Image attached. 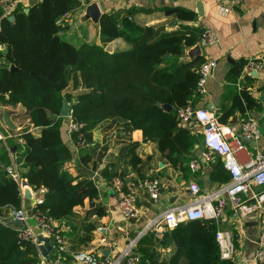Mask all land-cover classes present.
Returning <instances> with one entry per match:
<instances>
[{
	"label": "trees",
	"instance_id": "16d2710c",
	"mask_svg": "<svg viewBox=\"0 0 264 264\" xmlns=\"http://www.w3.org/2000/svg\"><path fill=\"white\" fill-rule=\"evenodd\" d=\"M80 4L79 0H36L27 6V11L16 4L9 12L11 20L0 9V44L5 45L4 62L0 63V104L20 102L28 108L32 123L39 127L36 133L27 130L19 133V141L11 137L0 139L2 213L4 207L18 208L21 200L17 184L5 171L10 154L20 177L31 188L44 189L41 201L34 204L32 211L40 210L49 220L68 216L72 207L82 204L85 197L88 200L96 197L90 179L75 180L58 169L59 163L73 153V147L62 137L63 118L66 121L68 118L59 115L62 97L70 102L71 119L81 123L69 133L72 144L78 132L85 144L90 142L93 126L112 115L127 120L129 127L139 128L142 139L156 140L159 153L171 163L187 161L198 141L199 135L192 133L188 121L181 122L176 109L192 105L202 94L196 86V68L203 58L181 59L185 48L197 41L201 25L184 33L159 32L151 25L131 23L134 36L129 40L130 46L109 52L103 44L122 34L116 11L100 13L99 43H74L57 33L61 28L57 18ZM171 9L179 18L194 17L192 11ZM11 62L16 70H8ZM242 63L243 60L230 69L228 79L234 80ZM69 80L72 88L82 90L74 95L62 94ZM230 94L224 95L227 103L215 113L220 122H227L234 110L242 113L255 105L244 87H232ZM163 102L169 103L171 109L161 108L159 103ZM49 113L53 116L49 117ZM11 145H15L13 150ZM82 146L77 148L80 159L85 161ZM219 173L229 179L224 169ZM96 212L103 210L98 208ZM217 228L216 219L196 217L178 221L159 237L148 232L154 245L164 247L173 241L175 250L164 257L155 248L139 247L134 251L137 259L132 264H179V255L184 259L180 264H232L230 258H219L214 239ZM50 255L62 263L70 258L64 251H56L55 246ZM0 264H42L36 246L28 240L18 241L11 222L0 223Z\"/></svg>",
	"mask_w": 264,
	"mask_h": 264
},
{
	"label": "crops",
	"instance_id": "0c3cea01",
	"mask_svg": "<svg viewBox=\"0 0 264 264\" xmlns=\"http://www.w3.org/2000/svg\"><path fill=\"white\" fill-rule=\"evenodd\" d=\"M3 1L11 3L13 7L20 4L24 8L36 0ZM79 1L81 4L78 7L57 18V23L61 24L59 34L63 37L65 34L72 37L70 31L77 26L75 32L77 37L74 39L70 37L71 42L99 43L98 18L96 22L87 18L80 21L79 24L71 26L79 19L83 13L84 5L90 0ZM96 1L100 12L116 11L118 13V27L122 30V34L103 44V48L109 52L130 46L129 40L134 36L131 23L151 25L159 32L177 30L188 33L194 31V27L197 25H201V28L202 26L210 27L216 34L215 42L200 46L199 54L192 59L197 56L202 58L211 56L215 59L216 64L205 80V91L195 99L192 105L207 109L211 105L212 111L217 113L227 103L224 95L230 96L232 87L236 89L244 87L255 100V105L250 110L245 109L242 113L234 110L228 118L227 123L231 124L236 137H239L244 143V147L236 150L234 156L237 161L244 163L248 159L249 152L253 150H259L264 155V100L258 99L260 91L264 89V64L246 73H241L239 70L233 81L227 78L231 75L230 69L239 61H244L247 56L256 55L264 50V0H242L237 7L226 13L218 11L215 0ZM198 1L201 5V15L197 14L195 8ZM171 8L192 11L194 17L191 19L179 18ZM192 45L185 48L181 56L184 61L188 59L186 51ZM4 53L5 45L0 44V63L4 62ZM236 80H238L239 88L236 86ZM80 90H82L80 87L72 88L69 80L61 93L74 95ZM67 103L70 104L69 101ZM247 113L256 119L259 136L244 141L243 136L238 134V125ZM48 115L49 117L53 116L52 113ZM187 123L191 126L192 133L200 136L194 143L192 155L187 161L182 159L171 163L159 153L156 140L142 139L139 128L129 127L127 120L116 115L104 118L93 126L91 141L82 146V153L86 154L87 158L83 161L80 159L81 153L78 148L74 151V144L64 129L66 118H63L62 137L66 143L73 147V153L69 159L59 163L58 169L59 171L65 170L69 175L75 177V180L90 179L96 188L95 198L88 200L85 197L82 204L72 207V212L68 216L53 220L62 234L66 248L64 252L70 255V252L76 249L95 248L102 255L113 257L131 245L133 251L139 247L155 248L159 256L164 257L173 253L175 250L173 241L164 247L154 245L153 240L146 234L152 233V231L143 230L145 222L169 206L190 202L195 195L188 188L189 182H196L198 185L196 195L204 196L219 188L228 179H224V175L219 173L221 168L225 172L228 171L223 166L221 157L216 153H212L209 160L198 157L197 164L190 165V160L197 158L204 147L200 125L191 120ZM38 129L39 127L34 125L30 119L28 108L20 102L0 104V139L11 137L19 141L17 135L22 131L36 133ZM231 144H234V140H231ZM220 164L222 167L219 169ZM109 175L119 178L123 183V188L132 196L133 202L139 210L136 217L125 219L119 213L116 194L109 183ZM144 177H155L159 180L160 191L156 199H151L145 189L136 185V182ZM26 189L27 195L23 192L19 203L27 216L26 225L36 236H44L31 217L32 207L39 198L42 199L44 189L42 187ZM13 208L4 207V213L0 212L6 222H8L7 218H11V209ZM98 208H101L103 212L97 213ZM257 222L256 212L236 217L228 212L226 205L224 213L218 220V228L230 229L233 234H236L232 264H264V261H257L253 257L254 241L258 229ZM48 242L51 241L48 239ZM51 251L52 245L45 255L41 254L40 249L38 250L44 264H74L71 255L69 260L66 259L67 262L64 263L51 259ZM177 260L179 264L182 263L183 256L179 255Z\"/></svg>",
	"mask_w": 264,
	"mask_h": 264
},
{
	"label": "built area",
	"instance_id": "2783aa9c",
	"mask_svg": "<svg viewBox=\"0 0 264 264\" xmlns=\"http://www.w3.org/2000/svg\"><path fill=\"white\" fill-rule=\"evenodd\" d=\"M242 0H215L220 13H226L237 7ZM13 5L0 0V9L2 15H8ZM216 40L215 32L208 26H202L196 43L199 46L210 45ZM216 61L211 56H206L197 66L198 77L196 86L200 93L205 91V80L211 74ZM264 64V50L260 53L247 56L241 67L240 72L246 73L254 70ZM236 86L239 88L238 80ZM176 115L182 122L195 121L201 127V137L203 150L200 151L197 158L190 160V165L197 164L198 157L203 160H209L212 153L221 157L223 166L229 173V179L219 188L207 193L204 196H197L198 185L191 181L188 188L193 196L190 202L169 206L161 210L155 216L149 218L144 225L143 230H151L155 236H159L167 228L173 227L178 221L196 217L220 218L224 213L226 205L228 212L236 217H243L249 213H257L258 229L255 237V247L253 257L257 261H264V155L259 150L249 152L246 162L237 161L234 152L244 147V143L227 122H220L215 113L205 107H194L185 105L176 109ZM65 131H76L81 123L67 116ZM239 133L247 138L255 139L259 136V129L256 119L249 113L239 121ZM234 140V144H231ZM81 133L74 143V151L78 146L84 145ZM9 154V153H8ZM5 171L9 178L14 181L19 189L21 198L23 197V188H29L28 184L21 183L23 178L20 177L19 170L14 163L11 154L10 162L5 166ZM109 183L116 194V205L119 213L125 219H131L138 215L139 210L133 202V198L123 188L122 181L111 176ZM138 187L146 190L151 199H156L160 191L159 180L155 177H144L136 182ZM39 198L37 202H40ZM31 217L39 227L41 234L47 237L51 242L52 248L55 246L56 251H66L63 237L60 230L54 224L53 220L43 212L36 209L31 212ZM11 218L19 220L18 224L12 223L16 231L18 241L28 240L32 242L37 250L41 241H37V236L31 232L26 225L27 216L20 205L18 208L11 209ZM0 223L6 224V221L0 216ZM236 234L226 228H217L214 233V239L218 246V254L221 259H232L234 256V237ZM74 264H132L137 255L132 250V246L124 248L120 254L109 257L102 255L95 248L76 249L70 252ZM42 264H44L42 260Z\"/></svg>",
	"mask_w": 264,
	"mask_h": 264
},
{
	"label": "water",
	"instance_id": "95a60500",
	"mask_svg": "<svg viewBox=\"0 0 264 264\" xmlns=\"http://www.w3.org/2000/svg\"><path fill=\"white\" fill-rule=\"evenodd\" d=\"M195 8H196V12L198 15L202 14L201 11V5L199 4V1L196 2L195 4ZM23 11H27V7L23 8ZM100 10L97 4L96 0H90L89 2H87L84 5L83 8V13L80 15L79 19L75 21V23L71 24V26H73L74 24H79L80 21L89 18L90 20H92L93 22L97 21V18L100 15ZM13 18L12 14H8L7 15V19L11 20ZM61 32V28L59 30H57V33ZM200 51V46L198 43L193 44L191 47H189L186 51V55L187 58L186 61L191 60L194 56L198 55ZM165 55H167V53H165ZM8 70L12 71V70H16L17 67L11 62L8 64ZM95 90V89H93ZM258 99L260 101L264 100V89H262L260 91V95L258 96ZM160 107L163 108L164 110H170L171 109V105L169 103L163 102V103H159ZM210 110L213 109V107L211 105H209L208 107ZM71 113V109H70V104L67 103V101L64 98H61V103H60V108H59V115L61 116H69ZM230 122H235V121H230ZM243 140L244 141H248L249 138L243 136ZM15 145H11L10 149H14ZM21 183L26 185L27 182L25 179L21 180ZM25 195H27V189L25 187L24 191ZM0 216H2V214L0 213ZM217 221L219 220V218L216 219ZM7 221H11L14 224H18L19 220L16 218H7ZM37 241H41V243L39 244V249L42 255H45L47 250H49L51 248V244L48 242L47 237L45 236H41L38 235L37 236Z\"/></svg>",
	"mask_w": 264,
	"mask_h": 264
},
{
	"label": "rangeland",
	"instance_id": "374dc122",
	"mask_svg": "<svg viewBox=\"0 0 264 264\" xmlns=\"http://www.w3.org/2000/svg\"><path fill=\"white\" fill-rule=\"evenodd\" d=\"M77 28H78V27L76 26V27H74V28L70 31V32H72V34H71L72 37H71L70 35L65 34V35H64V36H65L64 38H65V39H68V38H70V37L73 38V39L76 38L77 36H76V33H75V32H76V29H77ZM71 38L68 39V40H71ZM198 138H200V136H198Z\"/></svg>",
	"mask_w": 264,
	"mask_h": 264
}]
</instances>
